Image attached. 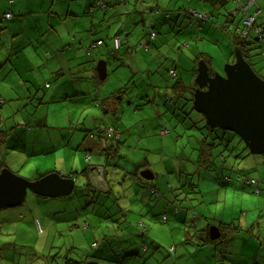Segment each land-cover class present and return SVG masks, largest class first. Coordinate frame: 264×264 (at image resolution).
<instances>
[{
	"label": "crops",
	"instance_id": "crops-1",
	"mask_svg": "<svg viewBox=\"0 0 264 264\" xmlns=\"http://www.w3.org/2000/svg\"><path fill=\"white\" fill-rule=\"evenodd\" d=\"M224 1L227 2V0ZM252 1L253 6L261 9L264 7L263 1ZM99 2L100 0H0V169L7 167L15 173L24 174L28 179H37L49 172L58 171L67 177L71 176L75 181L78 177L81 180L84 178L87 185L88 181L106 184L101 170L98 169L100 163L110 160L113 156H119L122 150L126 151L127 158L123 161L120 158L116 164H113L115 166L112 170L115 176V169L117 173L124 175L123 183L114 181L113 178L108 179L111 185L108 199L114 197L120 199V203H124L121 204L125 215L124 221L118 219L120 226L124 229L118 231L117 224L116 233L118 235H123L124 239H129L131 242L136 241V243L141 239L143 247L146 245L145 250L148 249L145 241L147 239L151 248H160L161 244L157 241L160 239L155 234L157 232L160 234V220L167 222L166 227L171 230L173 224L184 216L185 223H195L196 233L194 235L187 233L184 241L180 242L187 243L188 238L191 243L193 240L198 242L190 244L191 246L184 244L182 249L173 245L168 253L172 256L175 250V258L163 257L161 263L157 264H220L223 256L207 240L210 238V226H216L219 229V235L209 240H215L221 234L225 235L226 249L223 253L225 252L226 258L231 257L227 264H264V220L263 225L258 219L251 224L246 222L247 228L241 234V232H234L242 230L245 225H241V217L248 214L241 203L237 207L236 221L232 220V223L227 225L223 221H214L206 225L205 220L212 215V208L194 206L197 195L191 200L187 198V195L184 196V199L189 201L188 204L173 202L163 206L164 200L160 198L159 174L150 168L147 158L139 161L131 156L137 153L136 147L142 146L143 138L140 134L143 132L133 129L134 125L131 122L129 123L130 128L126 126L127 122L123 117H125L127 108L124 106L132 103L126 98V93H123V89L126 90V88L116 87L115 84L111 86L109 84L111 78L108 79L106 75L105 79L99 78L96 64L99 60H105L108 74V61L106 60L108 56L101 57L104 42L89 49L92 39L90 37L99 39L105 34L112 37L116 33H121V30L124 31L122 44L111 60L115 65L110 76H116L117 68L122 63L125 65L126 53L131 55L135 45L129 47L123 45L127 43L129 33L125 27L119 29L120 32L117 29L113 35L110 34V28H115L119 24L126 26V18L132 23L142 16L146 19L148 12L151 14L152 21H159L160 17L154 13L155 6H148L145 9L146 14H143L146 0H101V3ZM238 6H240L239 3ZM139 7L143 12L138 10ZM6 12H10L9 18L4 17ZM101 25L104 26L97 31ZM148 37L149 40L145 42L143 37L141 38L143 41L140 39L137 41L139 48L149 51V42L152 46H156V36ZM107 39L109 38L106 37ZM122 47L123 50H121ZM208 66H211L210 61ZM147 70L149 71V68ZM178 80L183 83V87L175 89L173 83V89L179 91L173 94L175 98L173 95L169 96L167 90L164 92V96H167L168 100L175 105L179 104L182 92L188 89L186 82ZM154 86L158 88L159 85ZM161 89L160 86V90L157 89L155 95L160 94L161 96ZM118 92L121 95L119 98L116 97ZM144 92L146 101L154 105L155 95L150 98L148 89ZM185 99L191 100L187 96ZM94 107H101L102 117L93 111ZM118 116L122 117L117 119ZM110 118L112 121H109ZM145 119L147 118H142V123ZM107 127L115 128L121 133L117 145H110L109 150V144L106 143L107 146H105L100 138ZM225 136L226 143H228L230 135ZM125 143L127 146H124ZM100 147L102 149L96 152ZM79 150L84 151L83 158L76 152ZM107 153H110V156ZM95 155L97 163L92 164L90 160ZM44 159L46 164L42 163ZM52 159H54V167H52ZM28 162H33L32 167L25 171L29 174L22 173V169ZM129 164L132 169L128 167L126 171L125 165ZM144 169H150L152 176L142 175L141 171ZM185 174L188 176L192 173L186 171ZM206 174L205 176L202 174L203 176L196 182L191 181L192 178H190V181L186 183L187 186L191 189L197 188L201 192L204 190L202 189L204 188L203 181L208 180L216 188L219 184L220 188L225 189L226 192L230 190L232 194L242 191L251 192V188L255 186H258L259 194H264L263 178L258 179L259 182L255 185L234 179L236 173L233 170L229 173L222 170L216 171L214 179L210 175L211 172H209V177ZM106 177H109V171ZM126 178H128V184L125 187L123 184ZM217 181L219 183L216 184ZM116 184L118 188L115 187ZM166 185L168 189L172 187L170 182ZM151 187H155V193L150 191ZM73 190L69 196L40 195L42 200H39L38 194L28 191L25 196L27 200H23L22 208L0 209V229L8 223H16L17 230H19V220H24L25 216H28L33 224L37 217L40 218V222L44 217L46 223L48 218L57 223L55 209L58 212L64 211V205L77 204ZM182 190L184 189L180 191ZM161 193L166 194L164 191ZM174 207L177 208L175 213L172 210ZM49 210H51L50 213ZM69 210L72 209L69 208ZM233 212V210L224 211L222 216ZM164 213H166V220H163ZM74 216L75 214L72 213V216L66 215V218L72 219ZM83 224H86L83 228L90 227L88 220L83 221ZM197 224H202L200 230L197 229ZM111 227L115 228L114 225ZM36 228L42 231V226ZM150 229L153 235L149 236L146 232ZM198 231L200 237H197ZM101 240L103 237L96 239V241ZM7 243L10 244L11 241ZM234 243L237 244V249H229V245L233 246ZM113 251L115 253V248ZM183 256L187 258L186 262L182 259ZM110 264H127V262H119V257L116 255L115 261Z\"/></svg>",
	"mask_w": 264,
	"mask_h": 264
},
{
	"label": "rangeland",
	"instance_id": "rangeland-1",
	"mask_svg": "<svg viewBox=\"0 0 264 264\" xmlns=\"http://www.w3.org/2000/svg\"><path fill=\"white\" fill-rule=\"evenodd\" d=\"M258 1L264 2V0ZM134 4L132 5L134 6ZM148 6L156 7L154 13L160 17L159 21H152L151 14L148 12L146 19L142 16L132 23L126 18V26L119 24L115 28H110V34L113 35L117 29L120 32L125 27L129 33L128 41L123 45L125 47L135 45L131 55L128 52L126 53V67L122 63L117 68L116 76H110L115 65L111 60L113 54L118 52L117 50L119 49L115 50L112 48L111 37L104 41L103 50L101 51L102 58H105L106 55L108 56V59H106L108 61V74L106 73V76H108V79L111 78L109 84L111 86L115 84L116 87H125L126 90L123 89V93H126V98L132 101V103L124 106L127 108L124 114L125 117H123L124 120L126 119L127 128H130L129 123L131 122L134 125L133 129L143 132V134H140L143 138L142 146L136 147L137 153L131 156L139 161H144L147 158L150 168L159 174L160 198L164 200L163 206L170 201L177 204H188L189 201L184 199V196L187 195V198L191 200L193 196L197 195L198 197L196 196V200H194V206L197 208H212V215L205 220L206 225H209L211 224L210 222L214 221L226 223H232V220L236 221L238 217L237 207L241 203L248 214L241 217V225H245L242 230H235L234 232L243 234L247 228L246 222L251 224L256 219L263 225L264 208L262 206L264 205V194L256 193L253 188H251V192L242 191L238 194H232L230 190L226 192L225 189L220 188L219 184H217L219 183L218 181L216 182L218 188L208 182V180L203 181L204 188L202 189L204 190H201V192L197 188H189L186 184L190 181V178H192L191 181L196 182L203 176L202 174L205 176L207 173L206 175L209 177V172H211L210 175L214 179L216 168L227 173L233 170L237 176L242 174L255 179H264V152L251 153L249 150L247 151L248 148L244 145V142L234 132L221 129L218 126H209L203 114L196 111L192 103L193 90H191V87L196 85L194 79L198 62L197 60L195 61V58H197L199 53L206 54L211 65L209 66L210 74H225L226 65L235 59L232 39L234 36L239 37L234 30V26L228 25L226 27L224 25L225 14L231 10L238 20L239 15L243 14V12L236 8L233 0H227V2L224 0H213V2L212 0L211 2L210 0H146L144 12L140 7L138 10L145 15L147 12L145 9ZM191 9L206 13L207 20L202 21L194 17L191 14ZM262 9L264 10V7ZM102 26L104 25H101L97 31ZM105 29L107 31L108 28L106 27ZM152 31L156 32V46H152L151 42H149V51L139 48L137 41L139 39L143 41L142 37L144 42L147 39L149 40L148 36L150 35L148 33ZM97 37L99 36L97 35ZM121 50H123V47ZM251 53L252 55L248 59L252 67L263 77L264 42L256 43ZM147 68H149V71ZM170 69L175 71L176 77L173 78L171 76ZM177 77L186 82L189 88L182 92L179 104L175 105L168 100L167 96H164V92L167 90L169 96L179 93L172 87ZM156 84L159 85L158 88L154 86ZM160 86L162 88L161 96L160 94L155 95L157 94V89L160 90ZM145 89H148L150 98L155 95L154 105L146 101ZM120 96L119 92L116 93V97L119 98ZM185 96L190 97L191 100H186ZM173 98H175L174 95ZM93 111L99 113L102 117L101 107H94ZM120 117L122 116H118L117 119ZM142 118L147 119L142 123ZM109 121H112V118ZM163 129L165 130L164 133L161 132ZM216 132L223 135H231L229 142L226 143V138L223 136H216ZM209 145L212 146L209 147ZM124 146H127V143ZM201 148L204 149L205 158L212 157V164L208 169L202 168L203 159L200 160ZM101 149L102 147L96 152ZM76 152L82 158L84 157L83 150ZM41 157L45 158V156ZM120 158L122 161L127 158L126 151L122 150L119 156L110 158L108 171L113 167L110 163L116 164ZM96 161L95 155L90 160V163L95 164L97 163ZM42 163L46 164L45 159ZM32 165L33 162H28L22 169V173L29 174L28 171H25ZM54 165V159H52V167ZM128 167L130 168V164L125 165V169ZM186 171L192 174L186 176ZM236 174H234V179H237ZM19 175L24 176V174ZM123 176L119 172L114 176L113 180L118 179L117 182H119ZM168 182L172 184L169 189L166 185ZM85 183L84 178L81 180L78 177L75 181L73 194L77 204L64 205V211L58 212V210H54V212H57H55L57 223L49 218L46 223L45 218L42 217L40 222L42 231L37 230L35 223H31L28 216H25L24 220H19V230H17L16 223L4 225L0 229V241H2L0 243V264H57V261L62 259L63 253L70 248L73 251L69 255L77 260H83L81 264H90L86 257L91 255H94V262H98L96 258L97 250L92 248V240L102 238L104 234L113 232L111 220H115L117 216L106 218L105 215L110 216V210L115 207L113 205L110 208L111 200L115 202L117 200L114 197H112L113 199H108V192L93 190L91 186ZM213 183L215 182L213 181ZM127 184L128 178L125 180V187ZM117 186L116 184L115 187ZM208 186L211 187L207 188ZM181 189L184 190L180 191ZM163 191L166 194H162L161 192ZM38 198L42 200L41 196ZM25 200H27V197H25ZM22 207L23 203L5 207L3 210ZM69 208L72 210H69ZM115 209H118V207ZM231 210L234 212L222 216L224 211L230 212ZM50 212L51 210H49ZM72 213L75 214L72 219L66 218V215L70 217ZM85 220L89 221V228H83L86 225L83 224ZM166 223L160 220V234L158 232L155 233L160 239H156L161 244L160 248H151L148 239H144L148 244L147 250L141 249V243H143L141 239L137 243L135 241V244H132L133 242L129 241V239H121L120 235L115 236V239L108 240L110 248V261L108 264L115 261L116 255L119 257V262H127V264H157L161 263L163 257L175 258V250L172 256L168 253V250L173 245L182 249L184 244L191 246L190 244L198 242L193 240L191 243L190 238H188L187 243L180 242L184 241L187 233L189 235L196 233L195 223H185L184 216L173 224L171 230L167 229ZM196 227L200 230L202 224H197ZM148 232H146L147 235H153L151 229ZM147 235L146 237H149ZM197 237H200L199 231ZM225 240V235L223 234V236L211 242L213 248L218 249L223 256L220 264H227V261L231 260V257L226 258L225 252L223 253V250L226 249L224 246ZM7 241H11V243L8 244ZM114 243H116L114 247L116 254L113 251ZM234 244L233 246L229 245V249H237V244ZM136 245L137 249H135ZM73 246L77 249L78 254L74 252L75 248ZM130 249L134 250V256L124 257V254ZM56 255L59 256L57 257ZM182 259L184 262L187 261L184 256Z\"/></svg>",
	"mask_w": 264,
	"mask_h": 264
},
{
	"label": "water",
	"instance_id": "water-1",
	"mask_svg": "<svg viewBox=\"0 0 264 264\" xmlns=\"http://www.w3.org/2000/svg\"><path fill=\"white\" fill-rule=\"evenodd\" d=\"M234 54V61L226 65L223 75L210 74L208 64L198 60L196 85L192 86L193 108L203 114L209 126L232 131L251 153H263L264 79L254 71L239 47H234ZM96 69L99 78L104 79L105 60H99ZM141 174L152 176L150 169L142 170ZM74 186V178L58 171L28 179L4 167L0 169V209L21 204L28 191L57 197L69 195ZM209 235L213 239L218 237L219 229L210 226Z\"/></svg>",
	"mask_w": 264,
	"mask_h": 264
},
{
	"label": "trees",
	"instance_id": "trees-1",
	"mask_svg": "<svg viewBox=\"0 0 264 264\" xmlns=\"http://www.w3.org/2000/svg\"><path fill=\"white\" fill-rule=\"evenodd\" d=\"M234 1V3L236 4V6L238 7H236L238 10H240V12H243V10H242V5L244 4V3H246L248 0H233ZM99 3H101V0H100V2ZM238 3H239V5L240 6H238ZM254 5V4H253ZM253 5H251V7H250V9L248 10V12H250V11H253V10H255V9H257L258 7H256V6H253ZM261 9V8H260ZM154 10V9H153ZM191 10H195V9H191ZM199 12V11H198ZM206 14V13H205ZM243 14H244V12H243ZM243 14H241V15H239V19L237 20L236 18H235V16H234V14L232 13V11L231 10H229V11H227V13L225 14V23H224V25L227 27L228 25H231V26H234V30H235V32L236 33H238V35H239V37L238 36H234V38L232 39V44H233V46L234 47H239L240 48V50H241V53L243 54V56L245 57V59L248 61V63L252 66V64L250 63V61H249V57L252 55V53H251V51L253 50V47H254V45L256 44V43H261V42H264V40H262L259 36H258V34L256 33V31H255V27H258V26H263V29H264V19H262L261 17H263L264 18V10L263 9H261V12L256 16V18H255V22H254V24L252 25V27H251V29H249L248 30V32H247V34L245 35V36H242L241 35V33H240V30H241V28H242V19H243ZM194 16V15H193ZM194 17H196V18H198V19H201L200 17H197V16H194ZM206 17H207V14H206ZM207 20V19H206ZM206 20H202V21H206ZM97 29V28H96ZM123 32V31H122ZM121 32V33H122ZM152 33H154V34H156L154 31H152L151 33H150V35L152 34ZM120 34V33H119ZM115 35H118V33H116ZM106 37H108V38H110V36H107V34H105V36L103 37V38H99V39H97V38H94L93 36H91L90 38H92L91 40H90V46L94 43V42H96L97 40H100L101 42L100 43H102V42H104L105 40H106ZM248 37H251V38H248ZM113 38V36L111 37V39ZM112 46H113V44H112ZM114 48V47H113ZM115 49V48H114ZM116 50V49H115ZM198 59H203L207 64H209V58H208V56L206 55V54H204V53H199V55L197 56V58H195V61L197 60L198 61ZM253 68V67H252ZM254 69V68H253ZM170 70H173V69H170ZM254 71L258 74V72L254 69ZM209 72H210V70H209ZM259 75V74H258ZM260 77H262L261 75H259ZM263 79H264V76L262 77ZM174 87H175V89H180V88H182L183 87V83L180 81V80H176L175 82H174ZM188 88H189V86H188ZM163 132V131H162ZM169 132V131H168ZM164 133V132H163ZM120 135H121V133H120ZM216 136H223L224 138H226V136L225 135H223V134H221V133H219V132H216ZM231 136V135H230ZM117 140H119V137L118 138H116V140L115 141H109L108 142V150H109V147H111V146H113V145H117ZM229 140V139H228ZM205 142V141H204ZM105 146H107V144L105 143L104 144ZM111 145V146H110ZM213 145V144H212ZM212 145H209V147H211ZM203 148H201V152H200V160H202V165H203V167L202 168H204V169H208L210 166H211V164H212V157H207V158H205V153H203ZM109 154V156H110V153H107V155ZM113 154V153H112ZM113 157H115V156H113ZM108 158H110V157H108ZM101 165H99V167H98V169H100L101 170V172H102V178H103V180H104V182H106V184L105 183H100V182H97L96 183V181H92V182H90V181H88L89 183H88V185L89 186H91V188L93 189V190H97V191H100V192H108V194H109V192H110V186L111 185H109V182H108V179L110 180V178H114V174H113V176H112V170H113V168H114V166L115 165H113V163H110V165H112L113 167H112V169L111 170H109V177L107 178L106 177V175L108 174V166H109V159L108 160H105L104 162H102V163H100ZM201 165V166H202ZM119 166V165H118ZM217 170L216 171H220V170H218V168H216ZM115 171H116V175L118 174L117 172V170L115 169ZM215 171V172H216ZM239 176H237V180H239V181H241V182H243V183H250V184H257L258 182H259V180L258 179H255L254 177H247V176H243L242 174H238ZM228 178V177H227ZM123 179H125V177H123V178H121L120 179V181H121V184L123 183ZM251 179H255V181H256V183H251L250 182V180ZM118 180V179H117ZM117 180H115V181H117ZM264 180V179H263ZM114 182V181H113ZM113 184V183H112ZM124 186H125V182H124V184H123ZM154 188L155 187H151V188H149L150 189V191L152 192V193H155V191L156 190H154ZM258 189L259 190V188H258V186H255L253 189H254V191H255V189ZM259 193V192H258ZM117 200V202H115V201H113L112 202V204L110 205L111 207L113 206V205H115V207L114 208H112L111 210H110V216H108V215H105V217L107 218V217H111V216H117L116 217V219L115 220H111V222H112V225H114V229H113V232L112 233H110V234H104L103 235V240H101V241H96V239H94V240H92V248H95L96 250H97V254H96V258L98 259V262H94V255H91V256H89V257H86V259L87 260H89L88 261V263H90V264H97V263H99V264H108V262L110 261V258H109V250H110V248H109V245H108V240H112V239H115V236H118V234L116 233V225H117V227L119 228V230H123L124 228L123 227H121L120 225V222H118V219H122L121 221H124V218H125V215H124V213H123V209H122V207H121V204H122V202L120 203V199H116ZM169 203H171L172 204V202L170 201ZM116 207H118V209H115ZM173 212L175 213V212H177V208L176 207H174L173 209ZM163 220H166V213H164L163 214ZM223 223V222H222ZM231 223V222H230ZM230 223H226V225L227 224H230ZM230 226V225H229ZM219 228H221V227H219ZM221 236H223V234H221ZM220 236V237H221ZM219 237V238H220ZM120 238L121 239H124V236L123 235H120ZM210 238H207V240L209 241V242H213V241H215V240H209ZM218 239V238H217ZM132 244H135V242H133ZM115 245H116V243H114L113 244V249H114V247H115ZM72 247V246H71ZM74 247V246H73ZM144 247H146V245H144ZM144 247H143V243H141V249L142 250H145L144 249ZM75 248V247H74ZM135 249H137V245H136V248ZM77 249L75 248L74 249V252L76 253V254H78V251H76ZM73 251V249L72 248H70V249H67L64 253H63V257H62V259L61 260H58L57 261V264H81L82 262H83V260H77L76 258H73V257H71L70 255H69V253L70 252H72ZM105 252V253H104ZM89 254V253H88ZM130 255H133L134 256V250H132V249H130V250H128V252L127 253H125L124 254V257H127V256H130ZM57 257L59 256V255H56ZM80 259H82V258H80ZM90 261H92V262H90Z\"/></svg>",
	"mask_w": 264,
	"mask_h": 264
},
{
	"label": "built area",
	"instance_id": "built-area-1",
	"mask_svg": "<svg viewBox=\"0 0 264 264\" xmlns=\"http://www.w3.org/2000/svg\"><path fill=\"white\" fill-rule=\"evenodd\" d=\"M251 5H253V1L252 0H248L246 3H244L241 6L242 10L244 12V14H243L244 16H243V19H242V28L240 30V33H241L242 36H245L247 34L248 30L251 29L252 25L255 22L256 16L261 12V9L259 7L257 9H255V10H253V11L248 12V10L251 7ZM191 14L194 15V16L200 17L201 20H206L207 19L205 13L198 12L196 10H191ZM10 15H11L10 12H6L4 14V17L9 18ZM255 31L258 34V36L262 40H264V29H263V26L255 27ZM123 33H124V31L122 33L118 34V35H113L112 44H113V47L115 49H118L121 46ZM150 37L151 38L155 37V34L152 33L150 35ZM100 42H101L100 40H97L96 42H94L89 47V49H92L96 45L100 44ZM145 47H146V45H145ZM170 74H171V76L173 78L176 77V73H175L174 70H170ZM162 131L165 132V130H162ZM118 137H120V132L118 130H116L115 128H112V127H107L103 131L101 136H100L101 141L104 142V143H108L109 141H115L116 138H118ZM250 182L251 183H256L255 179L254 180L251 179ZM255 192L258 193L259 190L256 188ZM34 223H35L36 227H38V228L41 226L39 218H35L34 219Z\"/></svg>",
	"mask_w": 264,
	"mask_h": 264
},
{
	"label": "flooded vegetation",
	"instance_id": "flooded-vegetation-1",
	"mask_svg": "<svg viewBox=\"0 0 264 264\" xmlns=\"http://www.w3.org/2000/svg\"><path fill=\"white\" fill-rule=\"evenodd\" d=\"M193 89V87L191 88V90Z\"/></svg>",
	"mask_w": 264,
	"mask_h": 264
}]
</instances>
